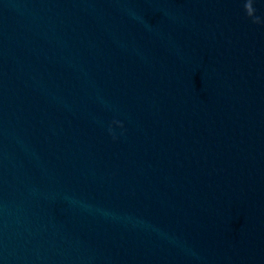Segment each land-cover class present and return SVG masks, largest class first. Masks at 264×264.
Listing matches in <instances>:
<instances>
[{
	"label": "water",
	"instance_id": "obj_1",
	"mask_svg": "<svg viewBox=\"0 0 264 264\" xmlns=\"http://www.w3.org/2000/svg\"><path fill=\"white\" fill-rule=\"evenodd\" d=\"M0 264H264V0H0Z\"/></svg>",
	"mask_w": 264,
	"mask_h": 264
}]
</instances>
